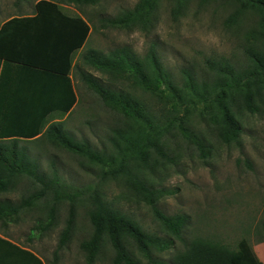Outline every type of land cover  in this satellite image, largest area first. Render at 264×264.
Listing matches in <instances>:
<instances>
[{
	"label": "trees",
	"instance_id": "obj_1",
	"mask_svg": "<svg viewBox=\"0 0 264 264\" xmlns=\"http://www.w3.org/2000/svg\"><path fill=\"white\" fill-rule=\"evenodd\" d=\"M161 1L137 0L101 21L148 32L157 24ZM166 1L172 20L187 14L194 3L196 11L224 12L222 25L239 37L244 62L223 56L206 58L202 73L182 68L177 80L155 46L142 56L127 45L108 51L87 48L75 60L91 27L84 16L64 11L61 3L81 8L100 0H36L32 13L13 14L0 23V193L21 190L18 199L0 197V264H46L31 246L20 245L5 234L11 223L40 206L45 208H39L41 216L35 217L28 241L57 225L56 205L64 199L68 214L53 261L71 240L79 192L60 181L55 171L49 177L42 170L29 151L30 143L39 141L85 157L98 164L103 174L123 179L150 206L165 231L160 235L146 230L95 192L89 196L91 235L79 245L87 264L95 263L107 242L114 251L112 264H140L134 250L147 264H264L246 238L232 248L218 240L194 237L183 241V248L174 250L169 261L155 255L172 248L174 238L181 239L188 223L186 214L168 215L159 209V198L172 190L153 184L154 173L166 168L165 161L173 152L171 138L180 136L208 156L207 131L226 143L235 142L241 133L238 114L264 108V0ZM85 65L106 79L91 74ZM75 76L121 115L109 128V148L98 149L75 138L63 119L50 120L55 111L72 112L78 101ZM118 82H130L148 93L149 101L124 87L118 89ZM260 226L264 230V218Z\"/></svg>",
	"mask_w": 264,
	"mask_h": 264
},
{
	"label": "rangeland",
	"instance_id": "obj_2",
	"mask_svg": "<svg viewBox=\"0 0 264 264\" xmlns=\"http://www.w3.org/2000/svg\"><path fill=\"white\" fill-rule=\"evenodd\" d=\"M35 1L0 0V23L13 14L32 13ZM136 1L100 0L95 5H81V8L61 3L64 11L84 16L91 27L84 47L75 54V60L87 48L108 51L127 45L142 56L155 46L163 64L177 80L182 68L202 73L206 58L223 56L244 62L240 39L234 31L222 25L224 12L220 9L216 13L211 8L196 11L194 3L187 14L172 20L168 2L162 0L157 24L148 32L103 25L102 18L130 8ZM84 67L91 74L106 79L98 70L88 65ZM74 83L78 101L69 115L63 114L59 119L65 121V129L75 138L85 139L98 149L109 148V128L121 120V115L105 106L78 76L74 77ZM128 85L131 83L118 82L115 86L120 90L124 87L149 101L148 93ZM238 115L241 133L237 141L226 143L211 133L212 130L207 131L208 156L180 136L171 138L173 152H169V159L165 161L166 168L154 173L153 184L155 188L172 190L159 198V209L168 215L186 214L188 223L181 239L174 238V245L169 250L155 252L157 257L169 261L174 250L183 248V241L194 237L218 240L232 248H236L239 239L246 238L255 255L264 263V230L260 226L264 218V108L257 113L243 110ZM29 151L37 157L49 177H54L55 171L60 181L79 192L71 240L65 249L58 251L56 262L53 261L54 250L68 214V200L57 203L58 223L41 238L28 241L35 217L41 216L39 208L44 209V206L24 214L21 221L11 223L5 230L11 240L31 246L46 264H87L79 245L91 235L89 196L95 192L132 216L146 230L165 235L150 206L123 179L105 175L98 164L45 141L30 143ZM20 195V189L0 193L1 198L18 199ZM134 252L140 264H147L137 250ZM113 255L111 244L104 243L94 264H112Z\"/></svg>",
	"mask_w": 264,
	"mask_h": 264
},
{
	"label": "crops",
	"instance_id": "obj_3",
	"mask_svg": "<svg viewBox=\"0 0 264 264\" xmlns=\"http://www.w3.org/2000/svg\"><path fill=\"white\" fill-rule=\"evenodd\" d=\"M63 114L61 113V112H58V111H55V112H53L52 114H51V118H52V120L53 121H55V120H59V118H61V117H59V116H62ZM57 116V117H56ZM51 120V119H50Z\"/></svg>",
	"mask_w": 264,
	"mask_h": 264
}]
</instances>
